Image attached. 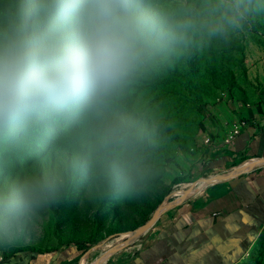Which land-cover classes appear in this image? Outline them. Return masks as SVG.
Instances as JSON below:
<instances>
[{
	"label": "clouds",
	"instance_id": "1",
	"mask_svg": "<svg viewBox=\"0 0 264 264\" xmlns=\"http://www.w3.org/2000/svg\"><path fill=\"white\" fill-rule=\"evenodd\" d=\"M262 18L264 0H0V251L40 237L72 199L149 195L172 125L135 90ZM37 142L47 155L13 167Z\"/></svg>",
	"mask_w": 264,
	"mask_h": 264
},
{
	"label": "rangeland",
	"instance_id": "2",
	"mask_svg": "<svg viewBox=\"0 0 264 264\" xmlns=\"http://www.w3.org/2000/svg\"><path fill=\"white\" fill-rule=\"evenodd\" d=\"M262 97L264 18L258 19L230 47L194 53L135 90L138 102L159 111L172 125L171 141L163 156L164 172L149 195L124 206L67 201L53 209L40 237L10 251H0V264L22 249L48 253L71 246L81 251V258L72 264H91L126 243L167 198L172 201L174 193L196 179V171L206 156L205 147L224 128L223 111L239 103L255 104ZM208 137L209 142L205 143ZM47 153V146L34 143L30 152H21L13 158L12 166L17 169L30 166ZM4 166L5 162L0 161V167ZM238 264H264V235Z\"/></svg>",
	"mask_w": 264,
	"mask_h": 264
},
{
	"label": "crops",
	"instance_id": "3",
	"mask_svg": "<svg viewBox=\"0 0 264 264\" xmlns=\"http://www.w3.org/2000/svg\"><path fill=\"white\" fill-rule=\"evenodd\" d=\"M225 111L224 128L214 133L215 147H205L193 182L264 159V97ZM240 121L245 126L225 145L227 133ZM262 235L264 163L188 196L164 212L139 241L110 255L104 264H238ZM80 258L79 248L71 246L48 253L21 252L3 264H72Z\"/></svg>",
	"mask_w": 264,
	"mask_h": 264
},
{
	"label": "water",
	"instance_id": "4",
	"mask_svg": "<svg viewBox=\"0 0 264 264\" xmlns=\"http://www.w3.org/2000/svg\"><path fill=\"white\" fill-rule=\"evenodd\" d=\"M264 163V159H259L250 163H247L246 165L239 167L235 170H233L232 172L228 173L227 175H221V176H215V177H210V178H206L203 177L201 179H199L198 181L202 183V186L197 187V183L193 182L191 187H189L188 189H186L184 191V194L178 199V204H181L185 198H187L188 196L192 195L193 193H195L196 191L200 190L201 188L211 185L215 182L218 181H222V180H227L230 179L232 177H235L243 172H246L254 167H256L257 165L263 164ZM167 200V201H166ZM165 200V202H163L162 205H160L154 212L152 218L143 226L139 227L137 230L134 231V233L131 235L130 239H128L126 241V243H121L119 246H116L114 248H112L109 252H108V257L114 253H116L117 251L123 249V247L125 245H127L128 243L134 242L135 240H138L143 234L147 233L153 226L154 224L158 221V219L160 218V216L166 212L168 209L175 207V205L177 204V201H168V198ZM102 257V256H101ZM100 257V258H101ZM107 257V258H108ZM99 259V258H98ZM97 259V260H98ZM101 264V263H99Z\"/></svg>",
	"mask_w": 264,
	"mask_h": 264
},
{
	"label": "built area",
	"instance_id": "5",
	"mask_svg": "<svg viewBox=\"0 0 264 264\" xmlns=\"http://www.w3.org/2000/svg\"><path fill=\"white\" fill-rule=\"evenodd\" d=\"M245 126V124H243V121H240L238 123H235L233 125V127L230 129V131L227 133L226 137L224 138V144H229L231 142L234 141V139L236 138V136L240 133V131L243 129V127ZM209 142V138L205 139V143H208ZM193 182L191 183H188L186 186L182 187L179 191H177L175 193V197H174V201H177V204L176 205H179L178 204V199L184 194V191L186 189H188L189 187H191ZM196 185L197 187H200L202 186V183L199 182L198 180L196 181ZM175 205V206H176Z\"/></svg>",
	"mask_w": 264,
	"mask_h": 264
},
{
	"label": "bare ground",
	"instance_id": "6",
	"mask_svg": "<svg viewBox=\"0 0 264 264\" xmlns=\"http://www.w3.org/2000/svg\"><path fill=\"white\" fill-rule=\"evenodd\" d=\"M243 124H246L245 123V121H243ZM213 176V175H212ZM215 176V175H214ZM174 197H175V193H174V195L171 197L173 200L172 201H174ZM171 201V202H172ZM122 235V234H121ZM128 236V235H127ZM108 252L107 253H105L101 258H99L98 260H95V261H93L91 264H99V263H104L105 261H106V259H107V257H108ZM84 264V263H83Z\"/></svg>",
	"mask_w": 264,
	"mask_h": 264
},
{
	"label": "trees",
	"instance_id": "7",
	"mask_svg": "<svg viewBox=\"0 0 264 264\" xmlns=\"http://www.w3.org/2000/svg\"><path fill=\"white\" fill-rule=\"evenodd\" d=\"M26 251H29V249H22L19 252H26Z\"/></svg>",
	"mask_w": 264,
	"mask_h": 264
}]
</instances>
